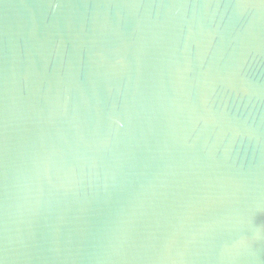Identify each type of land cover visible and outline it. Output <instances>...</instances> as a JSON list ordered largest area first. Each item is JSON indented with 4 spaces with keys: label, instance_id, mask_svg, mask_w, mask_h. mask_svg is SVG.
I'll return each instance as SVG.
<instances>
[{
    "label": "water",
    "instance_id": "95a60500",
    "mask_svg": "<svg viewBox=\"0 0 264 264\" xmlns=\"http://www.w3.org/2000/svg\"><path fill=\"white\" fill-rule=\"evenodd\" d=\"M0 264H264V0H0Z\"/></svg>",
    "mask_w": 264,
    "mask_h": 264
}]
</instances>
